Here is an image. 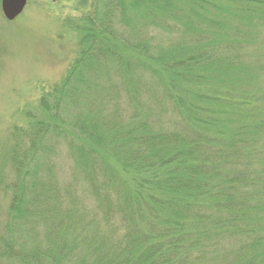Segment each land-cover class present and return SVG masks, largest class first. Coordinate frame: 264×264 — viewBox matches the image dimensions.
Returning <instances> with one entry per match:
<instances>
[{"label":"trees","instance_id":"16d2710c","mask_svg":"<svg viewBox=\"0 0 264 264\" xmlns=\"http://www.w3.org/2000/svg\"><path fill=\"white\" fill-rule=\"evenodd\" d=\"M90 7L0 145V264H264V0Z\"/></svg>","mask_w":264,"mask_h":264},{"label":"rangeland","instance_id":"374dc122","mask_svg":"<svg viewBox=\"0 0 264 264\" xmlns=\"http://www.w3.org/2000/svg\"><path fill=\"white\" fill-rule=\"evenodd\" d=\"M24 7L10 21L0 5V145L8 143L14 125H26L24 112L37 108L41 94L61 81L79 49L78 36L66 22L91 8L90 0H27ZM59 162L66 164L62 158ZM6 203L0 198L1 210Z\"/></svg>","mask_w":264,"mask_h":264},{"label":"water","instance_id":"95a60500","mask_svg":"<svg viewBox=\"0 0 264 264\" xmlns=\"http://www.w3.org/2000/svg\"><path fill=\"white\" fill-rule=\"evenodd\" d=\"M27 0H1V8L4 18L10 21L15 18L24 10Z\"/></svg>","mask_w":264,"mask_h":264}]
</instances>
